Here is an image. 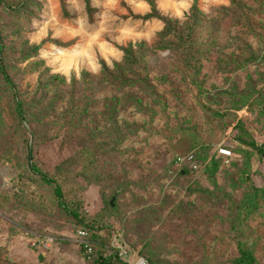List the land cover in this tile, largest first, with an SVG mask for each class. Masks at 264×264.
Here are the masks:
<instances>
[{"label":"rangeland","instance_id":"1","mask_svg":"<svg viewBox=\"0 0 264 264\" xmlns=\"http://www.w3.org/2000/svg\"><path fill=\"white\" fill-rule=\"evenodd\" d=\"M0 39V264H264V0H0Z\"/></svg>","mask_w":264,"mask_h":264},{"label":"trees","instance_id":"2","mask_svg":"<svg viewBox=\"0 0 264 264\" xmlns=\"http://www.w3.org/2000/svg\"><path fill=\"white\" fill-rule=\"evenodd\" d=\"M151 17V16H148ZM168 27H170L169 24H167ZM186 29V30H185ZM183 32H179L177 34V32H174L175 36L179 37V40L181 42V44L185 47H189L190 42H191V36H192V29H193V25L191 22H189V24H187V26L185 27ZM171 32H165L164 35H168ZM1 40V39H0ZM2 48V44L0 43V50ZM127 53V55H129L127 57V59L133 61V56H132V52L131 50H127L125 51V54ZM0 74L2 76V78L7 82V83H11V80L8 77V74L5 72V69L3 67L2 64H0ZM16 115L18 117V119L23 120L24 119V113H23V109H22V103L20 102V100L16 101ZM228 149V148H227ZM27 150H30V147L27 148ZM228 151L230 152V149H228ZM193 156V155H192ZM216 159L219 160H225L227 158L225 157H221L218 156L216 153ZM194 160V156L192 161ZM41 180L44 184L46 185H52L54 183L53 179H48L45 176H41ZM54 194L58 197L61 198L62 194L60 192V189L58 187H55L54 189ZM246 202V200H245ZM77 219L78 216L73 214ZM79 223V225H81V229L85 230V229H92L93 231H95L96 235L99 233V231H103V235L100 237V241L103 244V242L109 244V241L112 238V231H111V226L110 225H100V226H96L94 223H85L82 222L81 220L77 221ZM86 231V230H85ZM43 259V257L41 255H38L37 260L38 262H40ZM92 264H123L122 262H120L116 256L114 255H109L108 257H104V255L99 252V254L96 256V258L93 260ZM236 264H254V260L252 258V256L250 254L241 253V257L239 259L236 260Z\"/></svg>","mask_w":264,"mask_h":264},{"label":"built area","instance_id":"3","mask_svg":"<svg viewBox=\"0 0 264 264\" xmlns=\"http://www.w3.org/2000/svg\"><path fill=\"white\" fill-rule=\"evenodd\" d=\"M217 155L218 156H221V157H227L228 155H231L230 152L225 149V148H219L218 151H217ZM192 159H193V156L190 155L186 158H178L177 159V162L179 164L183 163L184 161H187V162H192ZM79 236L81 237L82 239V242L84 244V247L86 249V252L87 254H91L92 252V244L87 240L86 236H87V232L85 230H80L79 231ZM128 254V251L124 250L123 248L120 250L119 249V253H118V256L122 257L123 259L126 258ZM128 264H131L130 262H128ZM137 264H149L146 260L144 259H140Z\"/></svg>","mask_w":264,"mask_h":264}]
</instances>
